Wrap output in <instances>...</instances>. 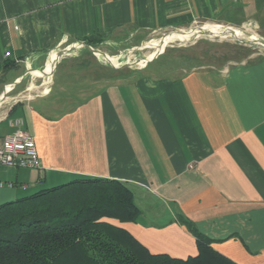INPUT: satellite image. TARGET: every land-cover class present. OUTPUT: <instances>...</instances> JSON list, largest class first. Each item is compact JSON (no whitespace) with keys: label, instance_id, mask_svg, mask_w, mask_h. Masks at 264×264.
I'll use <instances>...</instances> for the list:
<instances>
[{"label":"crops","instance_id":"0c3cea01","mask_svg":"<svg viewBox=\"0 0 264 264\" xmlns=\"http://www.w3.org/2000/svg\"><path fill=\"white\" fill-rule=\"evenodd\" d=\"M253 21L264 25V0H0V58L11 54L0 66V143L21 119L41 162L0 166V205L78 178L118 180L140 213L113 223L150 253L197 254L184 217L219 254L264 264V57L169 78L114 73L82 49L53 55L70 41L109 51L200 22Z\"/></svg>","mask_w":264,"mask_h":264},{"label":"trees","instance_id":"16d2710c","mask_svg":"<svg viewBox=\"0 0 264 264\" xmlns=\"http://www.w3.org/2000/svg\"><path fill=\"white\" fill-rule=\"evenodd\" d=\"M140 211L118 180L78 178L0 205V264H237L190 220L197 254H152L123 227Z\"/></svg>","mask_w":264,"mask_h":264},{"label":"rangeland","instance_id":"374dc122","mask_svg":"<svg viewBox=\"0 0 264 264\" xmlns=\"http://www.w3.org/2000/svg\"><path fill=\"white\" fill-rule=\"evenodd\" d=\"M98 45L70 41L53 53L54 59L58 52L72 55L82 49L97 67L110 68L114 73L148 68L158 76L175 78L192 70L228 68L264 57V25L253 21L244 27H227L200 22L183 30L146 34L109 51H100ZM46 69L50 73L51 65ZM48 92L41 89L40 94Z\"/></svg>","mask_w":264,"mask_h":264},{"label":"built area","instance_id":"2783aa9c","mask_svg":"<svg viewBox=\"0 0 264 264\" xmlns=\"http://www.w3.org/2000/svg\"><path fill=\"white\" fill-rule=\"evenodd\" d=\"M10 52H6L0 58V66L5 59L10 58ZM10 126L16 129L9 135L5 136L0 143V166L17 169H41V162L36 149L35 141L32 135L20 129L23 126L21 119H11L8 121ZM5 184L0 181V187ZM12 187V183H7Z\"/></svg>","mask_w":264,"mask_h":264}]
</instances>
